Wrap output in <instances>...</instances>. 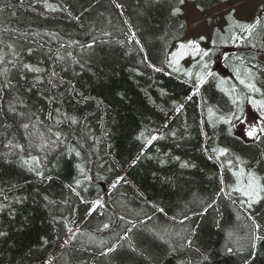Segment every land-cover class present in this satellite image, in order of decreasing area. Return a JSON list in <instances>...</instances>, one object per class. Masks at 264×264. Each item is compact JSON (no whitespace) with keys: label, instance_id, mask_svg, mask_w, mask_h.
<instances>
[{"label":"trees","instance_id":"trees-1","mask_svg":"<svg viewBox=\"0 0 264 264\" xmlns=\"http://www.w3.org/2000/svg\"><path fill=\"white\" fill-rule=\"evenodd\" d=\"M235 1L0 0V264H264V239L251 248L240 194H225L236 181L224 163L239 156L264 178V136L250 142L239 131L248 97L264 100V0L250 21L238 19V6L208 21L204 49L212 50L216 76L195 95V76L189 81L164 63L188 35L184 6L205 15ZM257 17L262 22L251 37L231 39L245 35L237 22ZM133 32L139 45L129 41ZM198 59L179 65L195 73ZM237 68L246 80L244 68L251 69L261 91L248 92ZM221 80L242 102L232 103L217 87ZM209 108L216 114L211 123ZM233 113L239 121L217 122ZM219 147L231 154L217 161L211 150ZM29 156L40 158L43 177L23 163ZM96 200L102 204L89 214ZM248 212L264 226V200Z\"/></svg>","mask_w":264,"mask_h":264},{"label":"snow or ice","instance_id":"snow-or-ice-1","mask_svg":"<svg viewBox=\"0 0 264 264\" xmlns=\"http://www.w3.org/2000/svg\"><path fill=\"white\" fill-rule=\"evenodd\" d=\"M115 2V0H114ZM184 0H180V3L182 4ZM117 7H120L119 4L116 5ZM46 7L51 8L52 5L46 4ZM178 12H180L179 8H174L172 14L176 15ZM231 13H229V17H231ZM261 18L257 17L256 20L252 23H236V26L240 29L241 33H244L245 35H238L236 33H232L231 39L236 41V40H246L249 37L252 36L253 31L257 28L258 25L261 24ZM107 35V33H106ZM205 37L201 36L200 40H204ZM135 40L136 44H140V40L136 39V34L133 32L131 36H129V41ZM213 44L216 43L215 39L212 41ZM141 51H144L143 46L141 45L140 48ZM31 53V49L28 50ZM212 50L211 49H204L201 48L200 45L197 43L195 40H188L186 43L185 42H180L178 44L177 50L172 51L168 54L167 59L164 61V63L167 65V67L172 68L174 72L180 73L183 72L185 76L188 77L189 81L192 80L193 75L195 76V83L193 87V95L199 92L200 86L204 83L207 82L209 77H215L216 73L212 72L209 70V57L211 55ZM191 54L193 57H196L197 55L199 56V59L196 61V64L193 65V67H198L200 71H197L193 73L192 68L188 69H182L179 65L180 59L188 54ZM147 59V57H145ZM149 67H152L156 72H163L164 68L156 67L153 64H149ZM24 69L31 71V72H40L41 69L38 67H33L32 65L25 64ZM237 75V79H239L240 83L243 84L247 89H249L251 92H260L261 89L256 86L254 82H251V69L249 68H244V74L245 76L249 77L248 80L241 78L240 75V70L234 69ZM171 75V73H167ZM53 76L56 74L53 73ZM51 82V81H50ZM224 81L221 80L218 84L217 87L220 88L221 91H223L225 94L229 95V98L232 100V103L234 105L237 104V101L242 102V98L240 96H233L232 93L235 92V86L232 87L231 90H229L226 87H223ZM188 100L192 99V96L187 97ZM248 101L252 103L254 106L258 107L261 110V116L264 117V100H254L251 96L248 97ZM175 104V102H174ZM183 108V105H176V112H180ZM12 110V109H10ZM14 111V110H13ZM238 111L242 112L243 109L242 107L238 106ZM216 115L215 112L213 111L212 108L208 109V116H209V122L211 123L212 117ZM71 122L76 123L75 117H71ZM233 120L239 121L240 117L237 116L235 113L231 114L228 117L225 116H219L217 118V122H223L225 124H231ZM59 123V121H57ZM167 125H165L166 127ZM215 127V124L212 125ZM29 127L28 124H24L23 128L27 129ZM51 131V129H49ZM202 134L203 130H202ZM229 134H231V128H229ZM57 140H59L60 133H55ZM143 133H141L140 137L138 139L143 138ZM246 135L249 138H253L254 140H261L262 136H264V126H259V125H249V127L246 129ZM146 143L145 147L150 145L152 141L157 139V136L153 135L150 138H145ZM52 143H56V141H53ZM16 147H20V145H16ZM70 151H74V149H70ZM212 153L214 154V158L217 161H220L221 157H227L230 155V150L228 148L224 147H219V148H213ZM76 155L79 156L80 153L76 152ZM143 155V150L141 151V155L137 156L136 160H133L132 163L133 165L136 164L137 160L141 158ZM262 157H264V153L261 154ZM23 163L27 166H29L30 171H35L37 176H44V173L40 170H38V167L41 164V160L37 156H29L27 159H24L23 157L21 158ZM209 159H213V155L209 156ZM163 163V161H161ZM228 165L229 171L232 172V175L235 177V184L234 185H228L227 187L230 189L229 192L225 193V188H221L220 192L217 193V195H220L222 193H225L227 195H231V191H235L240 194L241 199L239 200V204L241 208L245 209V212L247 214V219L251 221V230H252V235H251V248L255 249L256 248V241H259L261 239H264V234H262V229H264V226H262L260 223L257 222L256 218L248 212L249 209L253 207L254 204L260 202L261 200H264V178L259 176L256 171H254L251 168L246 169L244 165L246 164V161L242 160L239 156H235L234 160L233 159H226L224 161ZM224 163L221 164V167L224 166ZM189 166H194V165H189L188 163H181V167H189ZM76 168L80 171V173L84 176V179H89L87 176V173L85 172L84 168L82 165L77 164ZM47 179H51V177H47ZM123 179L122 177H118L117 181L115 183H119L120 180ZM115 183L113 184V187H115ZM223 183V180H222ZM76 185L81 184V180L77 179L75 180ZM69 188H72V185H68ZM72 191L75 192V188H72ZM76 195H79L78 192H76ZM47 199V197H45ZM84 203H87L86 201H82ZM233 204L237 203V201L233 200ZM215 203V201H213ZM102 201L101 200H96L92 202V208L89 209V214H91L92 211L95 210L96 206L101 205ZM208 207H212V205H208ZM160 212H163V208H158L157 209ZM204 211H207L205 209ZM239 218V216H238ZM185 220L190 219L189 217H185ZM183 223V221H181ZM67 227V224L65 225ZM104 228H108L109 225L105 224L103 226ZM71 232V229H69ZM130 231V230H129ZM193 234L195 233V229L192 230ZM6 233L0 231V236H5ZM75 237V233H72L70 236V239H73ZM128 238V233H125L123 237H120V239H127ZM163 239V237H161ZM69 241L66 240L65 244H67ZM103 243V242H101ZM187 244L189 246L192 245V240L189 239L187 241ZM117 245H112L110 248L105 249L101 253L102 256H107L109 253L113 252L116 250ZM129 247H132L131 244H129ZM175 249H173L174 251ZM199 251V249H197ZM228 252H232V248H227ZM252 255H255V252L252 253ZM206 259V257H205ZM45 264H48L46 261ZM179 264H183V262H179ZM190 264V262H189ZM244 264H248V261L246 260Z\"/></svg>","mask_w":264,"mask_h":264},{"label":"rangeland","instance_id":"rangeland-1","mask_svg":"<svg viewBox=\"0 0 264 264\" xmlns=\"http://www.w3.org/2000/svg\"><path fill=\"white\" fill-rule=\"evenodd\" d=\"M237 4L228 6L222 5L217 7L214 10L207 12L205 15L198 13L192 6H184L183 9V18L186 20L189 26L188 35L181 42H187L188 40H195L200 45L201 48L207 44L208 39L210 38V28L208 26V21L210 19L216 18L218 16L226 14L230 9L235 7L240 8L236 14L238 19L250 21L254 15L256 7L259 5L257 0H236ZM205 37L204 40H200V37ZM180 43V42H179ZM178 43V44H179ZM178 44L173 47L172 51L177 50ZM171 51V52H172ZM199 56L193 57L190 53L183 56L179 63L188 65V62H192L193 59H197ZM248 92H251L248 90ZM254 100H262L260 98H255L251 96ZM264 123V117L261 116V110L254 106L252 103H248V109L239 125V131L247 139V141L255 142L253 138H249L246 135V129L249 125H258L257 122Z\"/></svg>","mask_w":264,"mask_h":264}]
</instances>
